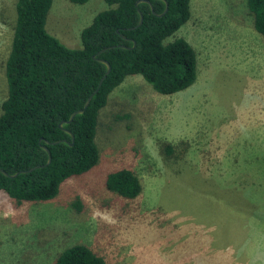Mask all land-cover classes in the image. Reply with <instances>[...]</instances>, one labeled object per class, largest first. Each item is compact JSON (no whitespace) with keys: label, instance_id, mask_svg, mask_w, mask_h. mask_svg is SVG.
<instances>
[{"label":"rangeland","instance_id":"rangeland-1","mask_svg":"<svg viewBox=\"0 0 264 264\" xmlns=\"http://www.w3.org/2000/svg\"><path fill=\"white\" fill-rule=\"evenodd\" d=\"M16 2L0 0V114ZM106 9L52 0L47 31L81 48ZM253 21L248 0H192L167 41L195 49L196 82L164 96L127 77L100 111L96 166L49 201L17 204L0 190V264H55L75 244L106 264H264V37ZM123 168L141 181L135 199L106 187Z\"/></svg>","mask_w":264,"mask_h":264},{"label":"trees","instance_id":"trees-1","mask_svg":"<svg viewBox=\"0 0 264 264\" xmlns=\"http://www.w3.org/2000/svg\"><path fill=\"white\" fill-rule=\"evenodd\" d=\"M85 4L89 0H70ZM98 13L81 31V48L72 49L48 33L52 0H17L11 49L5 64L8 96L0 114V190L17 204L54 199L67 180L97 165L96 142L100 111L127 77L141 76L164 96L191 87L198 77L195 49L184 39L167 41L191 18L192 0H104ZM152 7V8H151ZM254 29L264 37V0H248ZM154 13H153V11ZM143 15V23L137 24ZM103 49H107L100 53ZM111 71L83 114L63 128L59 124L84 107L106 73ZM73 143V145H71ZM52 157L47 164L49 154ZM171 145L165 148L171 154ZM36 169L30 171L31 169ZM26 171V172H22ZM109 191L126 199L142 192L139 177L130 168L108 175ZM55 264H106L83 244L66 248Z\"/></svg>","mask_w":264,"mask_h":264},{"label":"water","instance_id":"water-1","mask_svg":"<svg viewBox=\"0 0 264 264\" xmlns=\"http://www.w3.org/2000/svg\"><path fill=\"white\" fill-rule=\"evenodd\" d=\"M164 1H165V3H166V7H165L164 12H163L162 14H160L159 16L164 15V14L168 11V8H169L168 2H167L166 0H164ZM140 2H145V3L149 4V5H151V3H150L149 0H141ZM151 8H152V7H151ZM152 11H153V9H152ZM153 13H154V11H153ZM142 23H143V15L140 13V20H139V23L137 24L136 28H137V27H140V26L142 25ZM105 50H107V49H103L100 53L104 52ZM99 61H100L101 63L105 64L107 69H106V73H105L104 77L100 80V82H99V84H98V88L95 90V92H94L93 94H91V95L88 97V99H87V101L85 102L84 107H83L82 109H79V110L73 112V113L70 115V117H69V119H68L67 121H64V122H62V123L59 124V127H60V128L64 129V128H63V124H65V123H66V124H70V123L73 121V119H74L77 115L83 114V113L85 112V110H86L87 107L89 106V104H90L92 98H93L94 95L99 91V89H100V87H101V85H102L104 79H105L106 76L110 73V71H111V66H110V64H109L106 60H104V59H100ZM64 131H66L68 134L71 135L72 140L74 139V135L72 134L71 131H69V130H67V129H64ZM71 145H73V143H71ZM43 149H45V150L48 152V154H49V158H48V162H47V164L44 165V166H42V167H45V166H47V165H49V164L51 163L52 157H51V155H50V151L48 150V148L43 147ZM36 168H37V167L31 169L30 171H32V170H34V169H36ZM0 172H1L3 175H5L6 177H10V178H15V177L19 174V173H15V174H13V175H10V174H8L7 172H5V171L2 170V169H0ZM22 172H26V171H22Z\"/></svg>","mask_w":264,"mask_h":264}]
</instances>
